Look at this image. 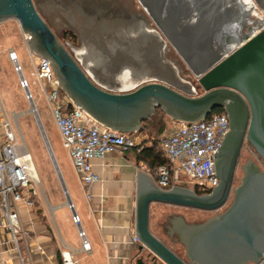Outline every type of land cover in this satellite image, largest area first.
<instances>
[{
    "label": "water",
    "instance_id": "obj_1",
    "mask_svg": "<svg viewBox=\"0 0 264 264\" xmlns=\"http://www.w3.org/2000/svg\"><path fill=\"white\" fill-rule=\"evenodd\" d=\"M9 19L19 22L32 54L50 61L61 89L73 104L107 129L125 134L138 132L158 108L173 122L192 123L215 110H224L231 121V131L215 153L219 184L206 194L184 186L162 189L150 176L138 171L136 236L151 264H264V166L249 160L243 167L240 184L234 187L245 138L264 163L263 28L245 36V42L225 58L207 56L196 68L192 64L194 56L181 53L204 90L202 95L195 96L194 87L178 75L172 84L148 82L130 91H112L86 74L40 15L33 0H0V23ZM11 59L24 78L19 62L15 57ZM25 92L67 204L73 209L30 90ZM231 195L232 203L222 211ZM154 203L215 212L214 217L190 226L180 235L187 260L151 232L150 208Z\"/></svg>",
    "mask_w": 264,
    "mask_h": 264
},
{
    "label": "rangeland",
    "instance_id": "obj_2",
    "mask_svg": "<svg viewBox=\"0 0 264 264\" xmlns=\"http://www.w3.org/2000/svg\"><path fill=\"white\" fill-rule=\"evenodd\" d=\"M164 1L33 0L40 15L86 74L104 86H108L107 83L112 82L104 76L105 74L118 75L120 69H125V72L132 76L128 79L129 82H135L144 74L136 86L157 81L172 84L173 78L178 75L183 81L194 87L195 96H200L204 90L199 85L196 75L171 41L170 35L189 38L197 34L200 38L211 39L214 43L204 47H208L211 52L216 48L218 51L216 50L214 53L218 55L219 59H223L232 53L237 45L240 46L245 42L242 37L239 43H227V37L232 35V31L230 33L223 32L221 36L216 35L223 28L232 30L233 22L229 23V21L233 19L236 21L235 24L241 23L243 18L241 21L237 18L240 14L239 5L241 9L249 12L245 19L247 23L241 27V35L251 36L252 32L257 33L264 26V0H250L249 4H244V0L242 3H237L238 6L235 0ZM228 1H232V4L230 3L223 10L222 7ZM197 3L200 4L199 8L196 7ZM235 7L237 14L236 10H233ZM150 29L158 33L157 38L160 43L156 40L157 38L154 39L156 35ZM11 52L17 53L18 62L22 65V73H25L23 75L28 83V89L32 93L62 179L74 184H78V180L56 127L52 107L46 99L40 81L35 76L37 61L31 56L28 38L22 32L17 20H5L0 23V124L10 123L18 139L27 144L40 180V184L38 187L36 186L35 206L41 207V211H44L49 217L52 214L53 193L59 194L63 199L66 196L48 147L31 112L30 101L27 99L25 89L21 87L20 74L10 59ZM95 74H100L104 78L101 77L99 80ZM164 121L169 129L168 124L170 123L171 127H174L168 116L164 117ZM146 131L150 138L159 143L163 134L157 133L154 123H151ZM169 132L167 130L166 133ZM249 160L255 161L261 167L264 166L263 161L258 159L254 149L246 141L238 163L234 187L240 184L243 167ZM188 188L197 189L192 184H188ZM232 199L231 195L222 211L229 207ZM184 211L187 210L154 204L151 206L150 212V225L153 233L182 256L185 255V248L178 239L169 234L170 218L168 217L171 212ZM187 213H191L194 219L199 220H205L215 215V212L198 210H190Z\"/></svg>",
    "mask_w": 264,
    "mask_h": 264
},
{
    "label": "built area",
    "instance_id": "obj_3",
    "mask_svg": "<svg viewBox=\"0 0 264 264\" xmlns=\"http://www.w3.org/2000/svg\"><path fill=\"white\" fill-rule=\"evenodd\" d=\"M10 57L15 55L10 53ZM37 58L35 76L52 107L56 127L73 169L91 199L92 186L101 180L92 161L103 159L117 150L134 149L137 145L130 134L103 127L74 105L61 89L50 61ZM21 87L28 88L25 77L21 80ZM30 96L33 99L31 92ZM174 124V129L159 139L165 163L156 170L157 185L170 189L174 186L188 188V184H192L199 194L211 193L219 184L215 153L229 132L227 115L213 112L198 122ZM33 162L27 144L18 139L11 124H0V264H27L22 247L28 233L22 223L21 211L35 207L36 186L40 180L34 175ZM72 222L79 229L83 251L90 252L91 246L77 213L72 214ZM134 241L139 242L137 237ZM61 259L62 264H77L69 250L61 251Z\"/></svg>",
    "mask_w": 264,
    "mask_h": 264
},
{
    "label": "crops",
    "instance_id": "obj_4",
    "mask_svg": "<svg viewBox=\"0 0 264 264\" xmlns=\"http://www.w3.org/2000/svg\"><path fill=\"white\" fill-rule=\"evenodd\" d=\"M31 56L36 61L38 60L36 55ZM20 66L22 68L21 64ZM112 86L115 87L110 89L112 91L125 92L132 90L136 85L126 90L120 88L119 83ZM174 123L172 121L175 127ZM168 125L170 129L166 126L162 134L174 129L171 123ZM130 136L137 147L149 148L154 142V139L147 135L146 129L131 133ZM157 149L161 151L159 143ZM70 163L72 166L71 159ZM92 164L101 180L92 186L91 199H88L78 177V184L64 180L74 211L67 204L66 197L63 199L57 193H53L52 214L49 217L41 211V207L35 206L32 209L21 211L22 223L28 233L25 245L22 247L27 264H62L61 251L64 250H69L73 254L77 264H141V262L151 264L146 258V251L141 250L140 242H135L134 238L137 237L138 171L150 176L151 181L157 185L156 169H150L144 161L139 160L135 149L117 150L103 159H94ZM154 204L187 210L171 212L168 217L170 218L169 224H173L178 229L179 232L176 235L179 234V236L190 226L203 223L215 216L199 220L194 219L191 213H187L194 209ZM74 212L81 218V228L90 243V252L82 249L79 229L72 222ZM151 232L153 233L152 230ZM155 236L161 240L157 235ZM161 241L166 244L163 240ZM170 248L173 250L172 247ZM173 251L182 259L187 260L186 253L182 256L175 250Z\"/></svg>",
    "mask_w": 264,
    "mask_h": 264
},
{
    "label": "flooded vegetation",
    "instance_id": "obj_5",
    "mask_svg": "<svg viewBox=\"0 0 264 264\" xmlns=\"http://www.w3.org/2000/svg\"><path fill=\"white\" fill-rule=\"evenodd\" d=\"M196 0H194V1H192V2H195ZM185 2V1H184ZM187 2H189V0H187ZM191 2V1H190ZM242 2H244V0H235V3H236V5L238 6V4L237 3H242ZM232 4V1H228L226 4H225V6L224 7H222V9L223 10H225V8H226V6H228L229 4ZM198 5L196 6L197 8H199V3H197ZM244 4H246V2L244 3ZM233 6H235V5H233ZM233 10L235 11L236 10V7L235 8H233ZM236 12V14H237V10L235 11ZM239 15L237 16V18L241 21V18H243L242 19V21H241V23L239 24V25H237V24H235L236 23V21H235V19H233L232 21H229V23L231 22H233V26L231 27L232 28V30L231 29H229V30H226L227 28H223L222 30H221V32H219L218 34H216L217 36H221V35H223V32H231L232 31V35H228V37H227V40H226V42L227 43H232V42H237V43H239V40L243 37H245V36H249V35H241V27H243L247 22H246V17L249 15V12H247V11H245V10H243V9H241V7H240V5H239ZM235 14V15H236ZM243 25V26H242ZM152 33H154L155 35H157V32L156 31H151ZM151 33V34H152ZM228 33V34H229ZM236 34V35H235ZM216 36V37H217ZM252 36V35H251ZM170 37L174 40V42L179 46V47H181V46H188V45H191V49H193V50H191V49H187V50H189V51H187L188 53L187 54H191V55H193L194 57H193V59H196V60H194L193 61V65H194V67L196 68V66L197 67H199L200 65H202L203 64V61H204V58L205 57H207V56H211L212 58L213 57H215V56H218L217 54H215L214 52L217 50L216 48L214 49V51L213 52H211L210 50H209V48L208 47H204V46H206V45H211V44H213L214 43V41H212L211 39H208V38H206V37H204V38H200V36H198L197 34H195L194 35V37L192 36V37H184L183 36V38L181 37V36H179V35H170ZM211 42V43H210ZM239 45H237V47H238ZM211 47H213V46H211ZM236 47V48H237ZM218 51V50H217ZM195 53H199L198 55H196ZM185 54H186V52H185ZM192 59V60H193ZM192 70V69H191ZM202 88V87H201ZM220 110H222V109H220ZM219 111V110H218ZM222 112H224L226 115H227V113L224 111V110H222ZM227 117H228V115H227ZM228 120H229V131H231V121H230V119L228 118ZM245 142H246V138L244 139V142H243V145H242V148H241V152H242V149H243V146H244V144H245ZM240 156H241V153H240ZM239 160H240V157H239ZM239 163V162H238ZM177 232H179L178 231V229L173 225V224H171L170 225V229H169V234L172 236V237H175V238H177L178 240H180V236H179V234L178 235H176V233Z\"/></svg>",
    "mask_w": 264,
    "mask_h": 264
},
{
    "label": "trees",
    "instance_id": "obj_6",
    "mask_svg": "<svg viewBox=\"0 0 264 264\" xmlns=\"http://www.w3.org/2000/svg\"><path fill=\"white\" fill-rule=\"evenodd\" d=\"M214 112H222V110L219 109V111L215 110ZM165 116L167 115L163 112V110L158 108L151 118L143 122L142 129L140 131H144L151 123H154L157 127V133L162 134L166 130L167 126L164 121ZM157 145L158 142L154 141L153 145L149 148H134L137 158L144 161L152 170H157L159 166L165 163V158L162 152L157 149Z\"/></svg>",
    "mask_w": 264,
    "mask_h": 264
},
{
    "label": "bare ground",
    "instance_id": "obj_7",
    "mask_svg": "<svg viewBox=\"0 0 264 264\" xmlns=\"http://www.w3.org/2000/svg\"><path fill=\"white\" fill-rule=\"evenodd\" d=\"M164 1V0H163ZM166 1V0H165ZM164 1V2H165ZM168 1H170V0H168ZM245 2L247 3V4H249L250 3V0H245ZM165 4V3H164ZM172 4V3H171ZM170 4V5H171ZM159 5V4H158ZM163 7V6H162ZM173 7V6H172ZM163 8H165V7H163ZM180 8V7H179ZM178 8V9H179ZM173 9V8H172ZM177 9V8H176ZM165 10V9H164ZM156 11V10H155ZM154 11V12H155ZM174 11V10H173ZM157 12V11H156ZM157 14V13H156ZM263 15V14H262ZM155 16V15H154ZM164 16V15H163ZM192 20V19H191ZM175 21V20H174ZM187 23V22H186ZM185 24V23H184ZM183 25V24H182ZM149 30V29H148ZM151 30V29H150ZM257 30V29H256ZM263 30H264V26H263ZM151 31H153V30H151ZM253 34L252 35H254V34H256V32H252ZM157 35H158V33H157ZM156 35V36H157ZM155 37V36H154ZM182 38H183V36H181ZM168 38V37H167ZM170 41V40H169ZM171 41L173 42V44L175 45V47L177 48V50L180 52V53H183V54H185V52L186 53H188L187 51H189V50H187V49H191V45H188V46H181V47H179L175 42H174V40L171 38ZM160 43V42H159ZM164 43V42H163ZM230 47V46H229ZM194 49V48H193ZM193 49H191V50H193ZM12 54H14L15 55V57H16V60L18 61V59H17V53H15V52H11ZM116 55H117V52H116ZM222 56V55H221ZM213 58H218L217 56H215V57H213ZM10 59H11V57H10ZM12 60V59H11ZM162 61V60H161ZM14 62V61H13ZM171 63V62H170ZM170 65V64H169ZM116 71H117V69H116ZM126 70L125 69H120L119 70V73H118V75L117 74H113V75H107V74H103L106 78H108L110 81H112L111 83L109 82V83H107V85L108 86H110L109 88H115L114 86H112L113 84H117V83H119L121 86H120V88H122V89H127V88H131L132 86H134V85H136V84H138L139 83V81L141 80V78H142V76H144V74L143 75H141V77H140V79H138V80H136L135 82H129L128 81V79L129 78H131L132 76H130V74L129 73H127V72H125ZM126 73V74H125ZM180 74V73H179ZM95 76H96V78L97 79H99L100 80V78L99 77H102V78H104L103 76H100V74L99 75H96L95 74ZM21 77V79H23L22 78V75L20 76ZM104 81V80H103ZM120 88H116V89H120ZM51 154H53V153H51ZM53 160L55 161V164H56V160H55V157H54V155H53ZM33 165H34V171H35V173H34V175L39 179V174H38V171H37V168H36V166H35V164H34V162H33ZM59 176L61 177V173H60V171H59ZM62 178V177H61Z\"/></svg>",
    "mask_w": 264,
    "mask_h": 264
}]
</instances>
